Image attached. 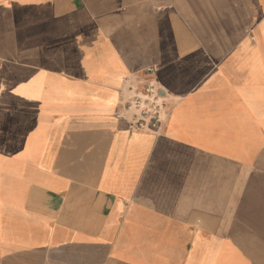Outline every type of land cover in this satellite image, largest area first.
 Masks as SVG:
<instances>
[{"label":"crops","instance_id":"crops-1","mask_svg":"<svg viewBox=\"0 0 264 264\" xmlns=\"http://www.w3.org/2000/svg\"><path fill=\"white\" fill-rule=\"evenodd\" d=\"M0 264H264V0H0Z\"/></svg>","mask_w":264,"mask_h":264},{"label":"built area","instance_id":"built-area-1","mask_svg":"<svg viewBox=\"0 0 264 264\" xmlns=\"http://www.w3.org/2000/svg\"><path fill=\"white\" fill-rule=\"evenodd\" d=\"M151 68H148L147 71ZM125 110L132 115V129L158 130L168 116L166 100L159 93V87L149 79L125 104Z\"/></svg>","mask_w":264,"mask_h":264}]
</instances>
